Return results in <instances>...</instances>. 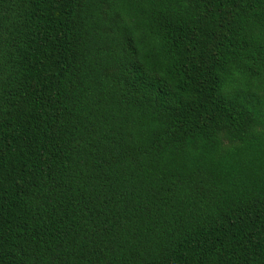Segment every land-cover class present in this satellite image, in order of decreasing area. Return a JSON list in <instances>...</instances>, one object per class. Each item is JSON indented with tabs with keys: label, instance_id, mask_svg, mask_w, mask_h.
<instances>
[{
	"label": "trees",
	"instance_id": "obj_1",
	"mask_svg": "<svg viewBox=\"0 0 264 264\" xmlns=\"http://www.w3.org/2000/svg\"><path fill=\"white\" fill-rule=\"evenodd\" d=\"M0 264H264V0H0Z\"/></svg>",
	"mask_w": 264,
	"mask_h": 264
}]
</instances>
